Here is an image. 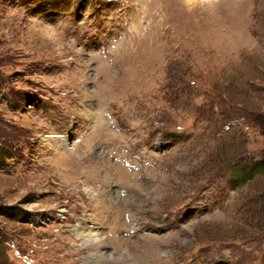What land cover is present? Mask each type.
I'll return each instance as SVG.
<instances>
[{"label":"rangeland","instance_id":"374dc122","mask_svg":"<svg viewBox=\"0 0 264 264\" xmlns=\"http://www.w3.org/2000/svg\"><path fill=\"white\" fill-rule=\"evenodd\" d=\"M0 142V264H264V0H0Z\"/></svg>","mask_w":264,"mask_h":264},{"label":"trees","instance_id":"16d2710c","mask_svg":"<svg viewBox=\"0 0 264 264\" xmlns=\"http://www.w3.org/2000/svg\"><path fill=\"white\" fill-rule=\"evenodd\" d=\"M0 144H1V142H0ZM1 151H2V146L0 145V152ZM247 167L248 168H244L243 167L242 168V171L244 173H250L251 175L253 173H255L256 171H263L264 170V159L254 160ZM22 211L23 210H20L18 207H13V206H10V207H0V213L1 214H8V213H12L13 212L14 213L13 215H16V216L18 215V217H20V214H21Z\"/></svg>","mask_w":264,"mask_h":264},{"label":"bare ground","instance_id":"6f19581e","mask_svg":"<svg viewBox=\"0 0 264 264\" xmlns=\"http://www.w3.org/2000/svg\"><path fill=\"white\" fill-rule=\"evenodd\" d=\"M65 144V140H63V142H62V144L61 145H64ZM99 233V232H98ZM82 235H84V237L85 238H87V241L88 242H90V244H92L91 246H93V243L94 242H97L98 240H99V237L96 235V233H93V232H89V233H83ZM100 235V234H99ZM102 239V238H101ZM101 241V240H100ZM103 241H104V239H103ZM97 243H99V242H97ZM91 248H93V247H91ZM104 258H106L105 257V254H104ZM97 259H99V258H97Z\"/></svg>","mask_w":264,"mask_h":264}]
</instances>
